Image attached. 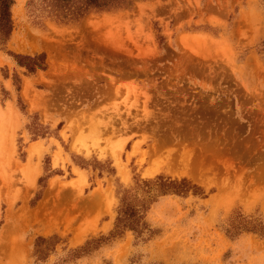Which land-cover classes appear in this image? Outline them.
Returning <instances> with one entry per match:
<instances>
[{
	"label": "rangeland",
	"instance_id": "rangeland-1",
	"mask_svg": "<svg viewBox=\"0 0 264 264\" xmlns=\"http://www.w3.org/2000/svg\"><path fill=\"white\" fill-rule=\"evenodd\" d=\"M54 11L0 30V264H264V0Z\"/></svg>",
	"mask_w": 264,
	"mask_h": 264
},
{
	"label": "trees",
	"instance_id": "trees-1",
	"mask_svg": "<svg viewBox=\"0 0 264 264\" xmlns=\"http://www.w3.org/2000/svg\"><path fill=\"white\" fill-rule=\"evenodd\" d=\"M47 5L52 10H55V16L59 18H78L87 12L90 8L96 10L111 9L116 7H126L133 0H45ZM12 0H0V30L4 31L5 35L10 29V14L9 5ZM18 63L25 65L29 71H33L36 66L42 67L43 61L41 56H18ZM22 58L25 61H19ZM143 186H146L145 191L150 192L151 187L156 185L158 188L157 194L176 193L182 194L189 191L191 185L185 179L175 180L163 176H157L154 179L144 180ZM141 203L140 205H142ZM138 205L133 204L127 196H122L121 204L118 208L115 218V230L121 229H136L139 224Z\"/></svg>",
	"mask_w": 264,
	"mask_h": 264
},
{
	"label": "bare ground",
	"instance_id": "bare-ground-1",
	"mask_svg": "<svg viewBox=\"0 0 264 264\" xmlns=\"http://www.w3.org/2000/svg\"><path fill=\"white\" fill-rule=\"evenodd\" d=\"M45 227H46V228H45ZM49 227L51 228V226L47 224V225H45L43 228L47 229V228H49Z\"/></svg>",
	"mask_w": 264,
	"mask_h": 264
}]
</instances>
